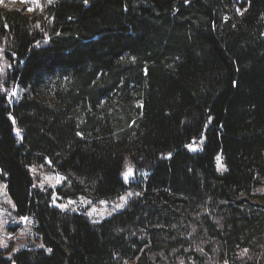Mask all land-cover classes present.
<instances>
[{"label":"trees","instance_id":"1","mask_svg":"<svg viewBox=\"0 0 264 264\" xmlns=\"http://www.w3.org/2000/svg\"><path fill=\"white\" fill-rule=\"evenodd\" d=\"M37 2L0 7V180L52 251L0 264H264V0Z\"/></svg>","mask_w":264,"mask_h":264},{"label":"rangeland","instance_id":"2","mask_svg":"<svg viewBox=\"0 0 264 264\" xmlns=\"http://www.w3.org/2000/svg\"><path fill=\"white\" fill-rule=\"evenodd\" d=\"M37 1L38 0H0V7L7 10H19L23 13H32L38 7ZM18 93V88L12 89L13 98H15ZM200 141L201 140L193 141L188 145V149L192 151L199 150ZM218 157L219 162L217 160ZM216 168L218 172L224 170L220 156L216 157ZM30 171L32 175H38L40 177L39 188L45 186V184L49 187H54L60 184L62 180L59 174L55 172H42L38 167H30ZM143 175V173L135 174L136 180L137 177ZM130 180L132 179H128L127 184H130ZM135 191L136 189L134 188H127L115 198L98 200H92L82 195L74 199L69 198L63 200L56 195H52L51 204L62 211L75 212L80 209L85 210L91 221L100 222L113 213L123 209ZM35 226L36 223L32 215L19 216L16 213L15 204L7 193L6 182L5 180H0V249L5 250L7 257H10L12 253L19 249L35 248L46 250L47 248L39 238ZM4 245H6V247ZM40 245H43V247H40Z\"/></svg>","mask_w":264,"mask_h":264},{"label":"snow or ice","instance_id":"3","mask_svg":"<svg viewBox=\"0 0 264 264\" xmlns=\"http://www.w3.org/2000/svg\"><path fill=\"white\" fill-rule=\"evenodd\" d=\"M84 4L87 5V4H88V0H84ZM77 135H79V133H77ZM17 136H19V130H18V129H17ZM217 160H218V162H219V157L217 158ZM129 175H131V172H130V171L125 172V173H124L125 179H127V177H128ZM122 199H123V198H122ZM118 207H119V206H118ZM4 246L6 247V245H4ZM40 247H43V245H40ZM46 251L51 252L52 249H51V248H48V249H46Z\"/></svg>","mask_w":264,"mask_h":264}]
</instances>
